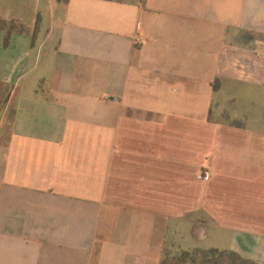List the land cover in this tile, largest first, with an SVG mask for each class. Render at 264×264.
<instances>
[{
  "label": "crops",
  "instance_id": "1",
  "mask_svg": "<svg viewBox=\"0 0 264 264\" xmlns=\"http://www.w3.org/2000/svg\"><path fill=\"white\" fill-rule=\"evenodd\" d=\"M167 242L264 264V0H0V264Z\"/></svg>",
  "mask_w": 264,
  "mask_h": 264
},
{
  "label": "trees",
  "instance_id": "2",
  "mask_svg": "<svg viewBox=\"0 0 264 264\" xmlns=\"http://www.w3.org/2000/svg\"><path fill=\"white\" fill-rule=\"evenodd\" d=\"M159 264H258L244 259L234 251L195 250L179 252L175 243L167 242Z\"/></svg>",
  "mask_w": 264,
  "mask_h": 264
},
{
  "label": "rangeland",
  "instance_id": "3",
  "mask_svg": "<svg viewBox=\"0 0 264 264\" xmlns=\"http://www.w3.org/2000/svg\"><path fill=\"white\" fill-rule=\"evenodd\" d=\"M207 9H208V7H207ZM209 13H210V12H209V10H208V14H207L208 16L210 15ZM225 20H226V17H225V16H222V15L219 16V17H218V24L220 25L221 23H224ZM209 21H210V20H209ZM211 21L214 22V20H211Z\"/></svg>",
  "mask_w": 264,
  "mask_h": 264
},
{
  "label": "built area",
  "instance_id": "4",
  "mask_svg": "<svg viewBox=\"0 0 264 264\" xmlns=\"http://www.w3.org/2000/svg\"><path fill=\"white\" fill-rule=\"evenodd\" d=\"M205 174V176L207 177L209 174L206 172V173H204Z\"/></svg>",
  "mask_w": 264,
  "mask_h": 264
}]
</instances>
